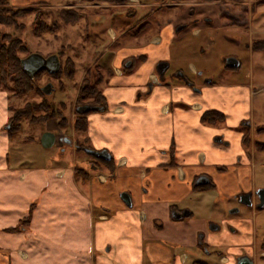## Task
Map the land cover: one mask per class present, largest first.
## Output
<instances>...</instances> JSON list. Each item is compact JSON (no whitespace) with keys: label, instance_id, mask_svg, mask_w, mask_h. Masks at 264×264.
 Segmentation results:
<instances>
[{"label":"crops","instance_id":"0c3cea01","mask_svg":"<svg viewBox=\"0 0 264 264\" xmlns=\"http://www.w3.org/2000/svg\"><path fill=\"white\" fill-rule=\"evenodd\" d=\"M38 1L9 0V7ZM174 6L168 0L165 11L152 10L159 24L149 40L139 48L129 41L110 59L103 109L86 114L87 145L109 155L97 165L69 161L74 142L56 123L49 122L57 133L44 131L55 137L54 154L18 150L8 132L11 95L0 90V264H235L240 256L264 264V210L255 195L264 188V150L253 148L264 129L248 118L254 90L169 71L182 41L175 28L195 18L192 6L187 19ZM107 31L112 45L116 33ZM209 111L222 122L204 123ZM248 194L251 206L240 202ZM233 200L251 217H226ZM174 211L186 215L174 219Z\"/></svg>","mask_w":264,"mask_h":264},{"label":"rangeland","instance_id":"374dc122","mask_svg":"<svg viewBox=\"0 0 264 264\" xmlns=\"http://www.w3.org/2000/svg\"><path fill=\"white\" fill-rule=\"evenodd\" d=\"M167 1L133 0L132 5L125 6L129 2L127 0L124 4H115L117 6L110 7L108 5L113 4H104L105 2L90 4L80 0H43L38 1L39 3L46 2V5L40 7L43 20L48 24L57 22L56 31L34 35L32 23L35 13L18 19L19 23L24 25L23 29L0 25V31L9 33L23 41L27 50L20 53V57L24 58L32 53L40 54L43 57L56 55L59 57L60 69H62L56 75H52L54 73L46 70L41 72L32 81V89L28 93L20 97L11 96L13 110L26 104L42 103L44 107L52 106L57 109L64 105V108L60 109L67 119L65 128H60L57 124V117L33 124L23 118L20 121L21 130L12 140L17 143L18 150L28 154L40 152L42 159L54 154L58 151L57 148H43L40 146V138L45 130L57 133V130L50 129V124L56 123L63 135L70 136L74 142V150L68 152L69 161L82 167L85 165V169H88V161H93V159L78 146L87 145L84 139L85 133L76 132L73 129V122L77 114L75 101L80 86L85 81V76L91 83H94L100 73L101 81L96 86L101 91V88L108 84L109 75H106L105 71L114 52L124 45H129V41L132 42L131 47L135 48H139L138 45L148 41L157 28L155 24H159L158 16H150V12L159 9L161 12L165 11L168 8L166 7ZM222 2L229 12H242L246 15L234 16L233 14L231 16L232 14H228L232 21L229 20L230 24H223L227 16L221 10L219 11L217 2L206 0L175 2L169 0V3L176 4L173 9L180 18L187 19L190 16V6H192L191 10L194 12L195 18L188 23H183L184 27L176 32L182 41L177 45L175 61L173 60L171 65L166 64L170 67L169 71L182 72L188 80H196L200 84L207 83V80L214 84L250 83L254 90V99L248 118L254 124L255 131L259 128L264 129V54L251 47L253 39H264V0H240L237 2L224 0ZM148 3L153 5L148 6ZM36 4L31 5L35 6ZM155 6L158 8H154ZM62 8H72L77 14H81V18L73 24L62 22L59 17V11ZM139 27L145 29L139 30ZM178 27L180 24L176 26L175 31ZM107 28H111L116 33V42L112 45L111 39L107 36ZM121 28L128 34L122 35ZM194 30H196L195 33ZM137 34L140 35L138 39H130ZM228 57L236 58L239 66L237 68L227 67L225 59ZM68 59L74 67L70 77L66 75V68L69 65L66 60ZM94 62H96L95 65ZM189 63L194 65L196 72L191 71ZM47 85H51V92L43 95L40 89L42 90ZM193 91L199 92V89ZM242 107L244 108V105L241 106V113ZM44 110L36 111L34 114L43 115ZM24 136L34 137V144L24 140ZM254 140L264 143V131L256 133ZM259 152L256 150L255 155ZM260 160L263 161L261 167L264 171V154ZM92 163L97 165L98 162L93 161ZM75 170L78 173L81 169L75 168ZM232 202L234 205L227 209L226 217H251L250 208L242 206L237 200ZM238 207L241 210L237 214L229 213L230 210L238 209ZM229 231L231 232V229ZM213 256L216 257L215 254Z\"/></svg>","mask_w":264,"mask_h":264},{"label":"trees","instance_id":"16d2710c","mask_svg":"<svg viewBox=\"0 0 264 264\" xmlns=\"http://www.w3.org/2000/svg\"><path fill=\"white\" fill-rule=\"evenodd\" d=\"M87 3H99V2H105L108 4H124L127 0H80ZM175 2L179 1H187V0H171ZM208 2H217L219 3V11L221 10L223 14H225L226 20L223 22V24H230L232 21L231 18H229L228 14H232L231 16H239L242 14V12L235 13V12H229L226 6L223 5L224 0H206ZM226 1H240V0H226ZM46 5V2H38L35 6L29 5L26 7H9V0H0V25L3 26H11L16 29H23L24 25L22 23H19L18 19L31 13H35V19L32 23L33 27V34L38 36L42 33H52L57 30L58 23L52 22L50 24L46 23L43 20V14L40 9L41 6ZM238 14V15H237ZM244 14V15H243ZM242 15L245 16L246 13H243ZM59 17L62 20V22L66 24H73L77 22L81 18V14H77L72 8H62L59 11ZM144 26L146 25L143 24ZM144 27H139V30H143ZM251 47L255 51H259L264 54V39H253L251 42ZM26 46L24 45L23 41L20 39L14 37L13 35L9 33H5L0 31V90H5L11 94L13 97H20L26 93H28L32 89V81L36 78L38 74L41 72H44L45 70L39 71L34 77H29L23 70L21 65V59L22 57L19 56L20 53L26 52ZM68 62L69 69L66 68V75L70 77L72 74L74 67L72 66L71 61L68 59L66 60ZM96 62H94V65ZM62 69L59 68L58 71H56L52 75L59 74ZM85 81L80 86V90L78 92L77 98H76V107L83 106V105H90V106H100L103 108L104 105V98L101 94V91L97 89V84L101 81V75L98 73V77H96V80L94 83H91L88 80V77L85 76ZM41 93L46 94L43 89L41 90ZM62 104V103H61ZM63 105V104H62ZM60 108H64L60 107ZM60 108H53L52 106L44 107L42 103L37 104H26L25 106L17 109H12L11 116L9 118V128L8 132L11 137L15 136L17 133L21 130V120L23 118H26L29 123H36V122H45L47 119L51 117H57V124L60 128H65L67 124V119L62 113V109ZM45 109V113L43 115H36L34 112L41 111ZM90 111H87L83 114H76V117L73 122V129L76 132L85 133L86 130V114H88ZM202 121L204 123L208 124H216L219 122H222L223 115L219 112L215 111H209L203 113L201 117ZM247 135H244V144L248 143ZM78 145V144H77ZM80 149L83 151L85 149H90L88 145L82 146L78 145ZM255 147L259 150H264V143H255ZM93 161H104L102 159H96L92 156H90ZM82 171V170H80Z\"/></svg>","mask_w":264,"mask_h":264},{"label":"water","instance_id":"95a60500","mask_svg":"<svg viewBox=\"0 0 264 264\" xmlns=\"http://www.w3.org/2000/svg\"><path fill=\"white\" fill-rule=\"evenodd\" d=\"M183 26L177 28V31L180 30ZM21 65L24 72L29 77H34L39 71L46 70L50 73H55L59 69V60L56 55H50L48 57H43L40 54L32 53L21 59ZM225 65L229 68H237L239 66V62L234 57H228L225 59ZM166 64L160 63L157 65V72L159 76H162L163 70L165 69ZM51 85H47L43 88V91L46 94L51 92ZM103 108L100 106H90L83 105L76 108L77 113L83 114L87 111H100ZM54 135L51 132H44L41 136L40 142L41 145L45 148L50 147L54 142ZM85 152L95 158L98 159H107L109 155L105 151H95L91 149H86ZM256 195L258 197L259 202L257 203V207H262L264 205V188H260L256 191ZM123 202L130 206V198L126 193H121L120 195ZM240 202L245 206H251V198L250 194L240 197ZM186 215V211L182 213L172 212L171 216L174 219H180L181 217ZM215 227L211 226L210 229H214ZM235 264H253L252 259L248 256H240L237 258Z\"/></svg>","mask_w":264,"mask_h":264},{"label":"flooded vegetation","instance_id":"af4514ba","mask_svg":"<svg viewBox=\"0 0 264 264\" xmlns=\"http://www.w3.org/2000/svg\"><path fill=\"white\" fill-rule=\"evenodd\" d=\"M253 145L255 146V142H254ZM255 195H256V193H255ZM256 197H257V195H256ZM250 198H251V195H250ZM258 202H259V200H258V197H257V203H258ZM262 207H264V205H263Z\"/></svg>","mask_w":264,"mask_h":264}]
</instances>
